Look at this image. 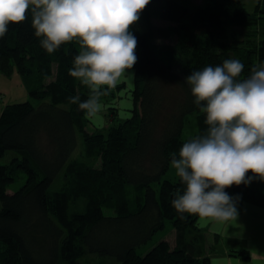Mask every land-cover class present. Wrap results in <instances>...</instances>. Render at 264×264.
Wrapping results in <instances>:
<instances>
[{
  "label": "trees",
  "instance_id": "1",
  "mask_svg": "<svg viewBox=\"0 0 264 264\" xmlns=\"http://www.w3.org/2000/svg\"><path fill=\"white\" fill-rule=\"evenodd\" d=\"M152 3L167 24L150 20L146 8ZM148 5L145 30L129 28L137 39L131 114L106 129L89 131L86 111L69 103V97L82 102L91 95L69 72L81 51L77 41L48 53L34 35L30 10L0 38V71L18 72L28 94L41 100L8 103L0 111V159L13 152L0 163V264H83L87 255L98 257L92 264H107V256L118 264H212L199 216L172 205L184 185L166 173L183 143L208 128L185 77L235 59L244 65L236 78L242 80L264 63V0L253 11L243 0ZM79 140L89 162L73 156ZM20 171L24 183L8 192ZM250 186L225 192L238 204ZM165 219L172 222L174 244L161 239L140 254L136 247ZM228 253L250 258L245 247Z\"/></svg>",
  "mask_w": 264,
  "mask_h": 264
},
{
  "label": "clouds",
  "instance_id": "2",
  "mask_svg": "<svg viewBox=\"0 0 264 264\" xmlns=\"http://www.w3.org/2000/svg\"><path fill=\"white\" fill-rule=\"evenodd\" d=\"M150 0H0V38L9 24H19L31 11V27L41 46L53 53L77 41L70 75L91 90L87 100L69 97L89 116L101 108L102 89H112L132 74L137 61L136 37L129 28ZM244 65L235 59L206 66L185 77L193 103L206 114L207 132L183 143L171 165L184 185L172 205L179 213L215 221L235 220L236 201L225 189L264 181V64L238 80ZM251 172L253 175L249 176ZM183 218V217H181Z\"/></svg>",
  "mask_w": 264,
  "mask_h": 264
},
{
  "label": "rangeland",
  "instance_id": "3",
  "mask_svg": "<svg viewBox=\"0 0 264 264\" xmlns=\"http://www.w3.org/2000/svg\"><path fill=\"white\" fill-rule=\"evenodd\" d=\"M183 4L190 5L191 7L202 4L205 0H180ZM246 8L249 11H253L254 5L257 0H243ZM147 12L150 13V20L155 24H167V22L162 21L157 16V4L152 3L149 4L146 8ZM147 13L144 10L140 13L139 20L134 23L130 28H136L138 30H145L146 28V19ZM148 19V18H147ZM168 41V40H167ZM264 63H259L258 65H262ZM132 74H128L127 72L123 77H121L120 82L118 84L123 83V85L117 89L112 88L106 95H101L99 97V103L101 104L100 110L94 115L87 117L89 121L86 125L89 131H94L95 129H106L110 124L116 123L119 120H123L130 116V109L132 108V95L131 90L133 88V74L134 69L128 70ZM117 84V85H118ZM29 100L34 105H38L41 100L32 98L25 87L23 82V78L21 75L15 70L10 74H6L0 71V111L2 107L8 103L22 102ZM111 107H116V114H112L113 112ZM116 116L117 118H114ZM13 152L8 151L3 158L0 159V163L7 162ZM74 158L80 160H89L83 155L82 151V141H78L77 150L73 153ZM96 166H99V161L95 163ZM169 177H175L176 170L170 166L168 172L166 173ZM64 177L54 183L53 187L58 188L62 183ZM25 181V174L20 171L13 182L8 185V192L16 191ZM252 180L251 182H253ZM250 182V184H251ZM258 186L255 191L250 195L251 201L253 204L259 208H264V182H258ZM251 191V186H250ZM246 207V205H243ZM237 210L239 211V204H236ZM245 207L242 209L245 211ZM248 209V208H247ZM244 217V216H243ZM242 218V216H241ZM221 221L213 220V227L217 226V223L220 224ZM228 222V221H227ZM241 223L236 225L237 228L235 231L239 233V239L235 240L234 244L231 242L226 243L225 237L220 236V241L216 244L215 248L212 250L210 247L214 243V234L210 233L208 229H203L204 235L203 240L205 245L207 246V252L209 251H221L219 255H221L224 251L226 252V248L233 247L234 250L240 249L246 246L250 249L252 253V257H257L256 260H252L247 262V259H233L230 260L226 257L227 253L221 255V258L218 261V264H259L260 259L264 257V211L262 209H257L248 215L247 218L240 221ZM207 224V221L204 218H198V224L203 225ZM224 224V222H223ZM175 231L172 225V222L169 219H165V223L163 228L156 230L151 237L141 245L137 246L136 249L140 254L148 251L153 245L159 242L161 239L167 240L170 245L174 244ZM230 257V256H229ZM87 258V259H86ZM260 258V259H258ZM98 257L95 255H87L86 257L81 259L83 264H92L95 261H98ZM87 261V262H86ZM89 262V263H88ZM107 264H118L115 260L114 256L106 257Z\"/></svg>",
  "mask_w": 264,
  "mask_h": 264
},
{
  "label": "crops",
  "instance_id": "4",
  "mask_svg": "<svg viewBox=\"0 0 264 264\" xmlns=\"http://www.w3.org/2000/svg\"><path fill=\"white\" fill-rule=\"evenodd\" d=\"M258 182H264V181H261V180L258 179V180H255V181H253L251 183V191H250V193L238 203L239 204L238 216H237V218L234 221L233 220H229L228 222L224 221V224H223V222H220V224L217 223L216 227H213V225H212L213 220L210 219V218L209 219L204 218V220L207 221V224L204 223L203 225H199L201 228L208 229L210 233L214 234V242H216V244H218V242L220 241V238H219L220 236H223V237L226 238L225 239L226 243L231 242L232 244H234L235 240L239 239V237H240V236H238L239 233H237L235 231V229L237 228L236 225L240 224L241 220H244L245 218H247L248 215L250 214V212H252L254 210H257V209H262L264 211L263 207L259 208V207L255 206L253 204V202L251 201V199H249L250 195L252 194V192H254L256 187L259 185ZM243 205H246V207L243 206ZM242 207L246 208L245 211L242 209ZM241 216H242V218H241ZM216 238H217V240H216ZM246 248L248 249L249 254H250V258L247 259L246 261L250 262L251 261V257L253 255H252L250 249L247 246H246ZM228 250H229V248H226V252L224 251L221 255L227 253L226 257L230 260V262L233 259L239 258V257H233V256L229 257ZM220 253H221V251H219V252L218 251H209V252H207V254H209V256H210V261H211L212 264H218V261L221 258V255H219ZM256 258L252 257V260H256ZM239 259H241V258H239ZM258 259H260V258H258ZM259 264H264V257L262 259H260V263Z\"/></svg>",
  "mask_w": 264,
  "mask_h": 264
}]
</instances>
